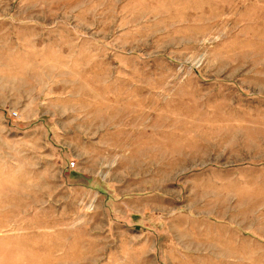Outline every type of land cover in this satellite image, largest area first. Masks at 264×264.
Returning <instances> with one entry per match:
<instances>
[{"label":"rangeland","instance_id":"rangeland-1","mask_svg":"<svg viewBox=\"0 0 264 264\" xmlns=\"http://www.w3.org/2000/svg\"><path fill=\"white\" fill-rule=\"evenodd\" d=\"M0 264H264V0H0Z\"/></svg>","mask_w":264,"mask_h":264},{"label":"built area","instance_id":"built-area-1","mask_svg":"<svg viewBox=\"0 0 264 264\" xmlns=\"http://www.w3.org/2000/svg\"><path fill=\"white\" fill-rule=\"evenodd\" d=\"M70 165H73V163H71Z\"/></svg>","mask_w":264,"mask_h":264}]
</instances>
